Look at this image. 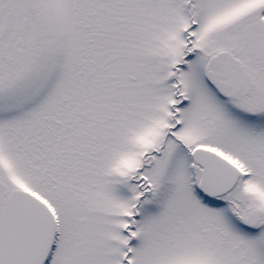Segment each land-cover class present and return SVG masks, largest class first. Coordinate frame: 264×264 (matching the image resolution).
I'll return each mask as SVG.
<instances>
[{
  "label": "snow or ice",
  "instance_id": "1",
  "mask_svg": "<svg viewBox=\"0 0 264 264\" xmlns=\"http://www.w3.org/2000/svg\"><path fill=\"white\" fill-rule=\"evenodd\" d=\"M0 264H264V0H0Z\"/></svg>",
  "mask_w": 264,
  "mask_h": 264
}]
</instances>
